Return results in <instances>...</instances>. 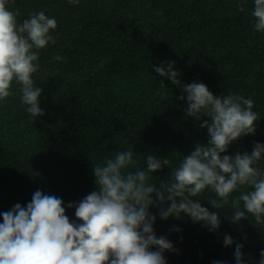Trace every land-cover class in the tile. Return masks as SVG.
Listing matches in <instances>:
<instances>
[{"label":"trees","instance_id":"1","mask_svg":"<svg viewBox=\"0 0 264 264\" xmlns=\"http://www.w3.org/2000/svg\"><path fill=\"white\" fill-rule=\"evenodd\" d=\"M7 7L19 10L18 22L43 11L57 28L49 33L56 43L40 50L32 76L42 88L44 114L29 118L15 81L14 95L0 102V213L16 203L25 206L37 189L62 198L65 206L79 201L96 190L92 166L132 148L138 163L131 171L148 154L169 161V168L150 174L149 182L159 187L170 168L208 139L207 130L185 116L180 87L154 72L162 62H175L182 83L203 82L214 95L254 101L260 116L255 134L223 154L250 153L253 142L264 144V32L253 27L254 0H9ZM56 55L64 59L58 62ZM257 166L264 170V159ZM238 195L232 193L223 209L208 204L218 199L210 189L193 198L219 213L216 232L187 216H157V237L178 249L164 253L166 264H236L235 244L224 247V234L244 245L245 264H257L264 224L250 215L230 222L231 200ZM74 211L66 208L70 219ZM174 225L182 231L170 232Z\"/></svg>","mask_w":264,"mask_h":264},{"label":"clouds","instance_id":"2","mask_svg":"<svg viewBox=\"0 0 264 264\" xmlns=\"http://www.w3.org/2000/svg\"><path fill=\"white\" fill-rule=\"evenodd\" d=\"M68 2L79 4V0ZM8 3L0 0V102L14 95L10 89L15 81L20 85L21 107L34 121L44 114L39 106L42 88L32 78L39 69L35 62L41 49L56 43L49 33L57 21L40 11L18 22L19 10H9ZM251 15L254 29L264 32V0H254ZM153 68L180 87L177 98L186 99L185 116L207 130V142H197L159 187L149 182L150 174L169 168V161L148 154L142 166L131 171L138 163L132 148L92 166L96 190L79 201L65 206L62 198L35 190L25 206L16 203L0 213V264H166L164 253L178 249L165 236L157 237L153 227L157 216L161 220L187 216L209 232L220 228L219 213L193 199L205 189L218 197L207 200L214 209L229 208L230 195L239 191L231 200V223L250 215L264 224V170L257 166L264 159V144L253 142L250 153L223 154L234 141L255 134L260 116L253 110L254 101L235 94L214 95L203 82L182 83L174 61ZM243 186L250 190L240 191ZM153 207L156 213L150 211ZM66 208L75 209V219L69 218ZM169 231L182 229L174 225ZM233 244L236 264H245L244 245L224 234L223 246ZM259 256L257 264H264V249Z\"/></svg>","mask_w":264,"mask_h":264}]
</instances>
